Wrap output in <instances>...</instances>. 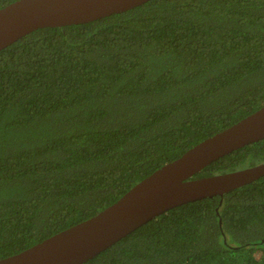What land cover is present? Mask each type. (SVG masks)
Returning <instances> with one entry per match:
<instances>
[{"label":"trees","instance_id":"1","mask_svg":"<svg viewBox=\"0 0 264 264\" xmlns=\"http://www.w3.org/2000/svg\"><path fill=\"white\" fill-rule=\"evenodd\" d=\"M263 105L264 0H146L21 36L0 49V259ZM261 162L264 138L193 177ZM82 264H264V175L175 206Z\"/></svg>","mask_w":264,"mask_h":264},{"label":"water","instance_id":"2","mask_svg":"<svg viewBox=\"0 0 264 264\" xmlns=\"http://www.w3.org/2000/svg\"><path fill=\"white\" fill-rule=\"evenodd\" d=\"M145 1L15 0L0 8V49L40 27L84 23ZM263 138L264 105L163 164L93 216L1 258L0 264H82L175 206L222 196L263 176L264 162L193 177L219 157Z\"/></svg>","mask_w":264,"mask_h":264}]
</instances>
